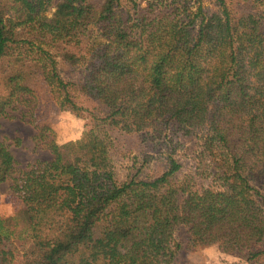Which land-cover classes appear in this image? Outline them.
Returning <instances> with one entry per match:
<instances>
[{"label": "trees", "instance_id": "trees-1", "mask_svg": "<svg viewBox=\"0 0 264 264\" xmlns=\"http://www.w3.org/2000/svg\"><path fill=\"white\" fill-rule=\"evenodd\" d=\"M121 1L0 0V64L17 65L0 80V120L20 109L35 125L28 63L60 110L99 127L60 148L36 126L35 147L51 157L24 169L0 140V189L11 181L26 195L31 240L20 250L12 218H0V264H172L182 248L211 245L264 264V0L238 11L217 0L210 13L199 0H134L128 12ZM111 129L189 142L210 184L177 178L171 147L159 175L118 180Z\"/></svg>", "mask_w": 264, "mask_h": 264}, {"label": "rangeland", "instance_id": "rangeland-1", "mask_svg": "<svg viewBox=\"0 0 264 264\" xmlns=\"http://www.w3.org/2000/svg\"><path fill=\"white\" fill-rule=\"evenodd\" d=\"M58 0H53L56 2ZM134 0H122L119 10L122 12L132 11ZM206 12H216L218 10L217 0H199ZM229 8L233 11H238L242 7L244 0H225ZM54 8H50L46 13L50 16ZM36 55L33 53V58ZM0 80L6 72H13L16 64L9 66L5 62L0 64ZM59 68L61 77L65 80L71 78L73 72L60 61ZM20 71H23L29 77L28 84L36 97V107L34 109L35 125L28 124L22 121L19 117L20 109L12 112V118L0 120V140L5 141L9 147L18 169H24L27 164L34 162L36 159H49L51 156L46 149L36 148L34 138L37 134L36 126H47L53 131L55 124L54 114L60 111L55 99L53 98L50 89L45 82L39 69L34 64L26 63ZM1 84V82H0ZM1 93V86H0ZM89 120V131L85 134L86 137L95 136L99 133L98 122L94 120L87 112H82ZM54 133V132H53ZM110 135L115 146L112 155L113 162L116 167V177L118 180H125L137 176H157L164 167V154L167 148L174 149V157L182 163V169L176 176L180 180L187 178L190 180L194 188L207 186L210 184V177L205 173L202 174L205 165L201 167L195 162L196 149L189 142H178L179 138L171 133L164 137V131L159 134H137L124 135L117 129H111ZM160 136V137H158ZM55 137V133H54ZM156 148V149H155ZM169 152V151H168ZM149 157L148 162L143 165V158ZM25 194L22 190L12 184L11 181L3 184L0 189V218L10 221V229L13 231V240L16 246L27 251L31 247L30 231L22 216L24 209ZM11 205L12 214L9 213L7 205ZM185 237V232L180 230L176 234V241L182 242ZM207 249V253L204 251ZM214 249L206 248H182L179 250L172 264H211V255ZM231 255L240 256L247 261V264H256L251 258L249 250L237 249Z\"/></svg>", "mask_w": 264, "mask_h": 264}, {"label": "clouds", "instance_id": "clouds-1", "mask_svg": "<svg viewBox=\"0 0 264 264\" xmlns=\"http://www.w3.org/2000/svg\"><path fill=\"white\" fill-rule=\"evenodd\" d=\"M55 143L57 147H64L67 144H76L85 139L89 131V120L83 115H77L70 109H63L54 114ZM8 214H12L11 205H7ZM214 249L211 255V264H247V261L240 256L231 255L220 251L218 245H211ZM207 253V249L204 250Z\"/></svg>", "mask_w": 264, "mask_h": 264}]
</instances>
